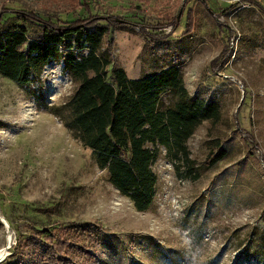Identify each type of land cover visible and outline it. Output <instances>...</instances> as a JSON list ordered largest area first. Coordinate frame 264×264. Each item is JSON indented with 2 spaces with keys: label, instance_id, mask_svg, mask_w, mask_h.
<instances>
[{
  "label": "rangeland",
  "instance_id": "1",
  "mask_svg": "<svg viewBox=\"0 0 264 264\" xmlns=\"http://www.w3.org/2000/svg\"><path fill=\"white\" fill-rule=\"evenodd\" d=\"M260 6L264 0H0V23L19 24L30 38L39 34L38 22L19 17L106 25L95 53L108 60V76L122 68L136 79L175 65L187 95L163 89L159 110L193 99L214 101L219 110L217 120H202L184 140L194 180L163 146L146 144L155 149L153 196L137 211L63 126L62 106L76 82L60 61H48L24 85L0 75V216L9 226L0 223L1 261L40 264L30 246L10 253L18 234L42 230L62 251L55 264L264 262ZM215 145L225 154L205 167Z\"/></svg>",
  "mask_w": 264,
  "mask_h": 264
},
{
  "label": "trees",
  "instance_id": "2",
  "mask_svg": "<svg viewBox=\"0 0 264 264\" xmlns=\"http://www.w3.org/2000/svg\"><path fill=\"white\" fill-rule=\"evenodd\" d=\"M227 7L216 10L215 15ZM8 12L15 16L14 12ZM19 18L38 22L40 32L36 38H30L21 25L0 23L3 26L0 27V75L24 85L39 75L45 63L60 61L63 70L76 82V88L62 106L66 117L60 118L55 110L52 113L62 120L73 139L90 149L97 166L106 169L110 184L137 211L145 210L153 196L154 175L149 164L155 157V149L146 144L163 146L175 163L180 160L185 177L197 178L184 140L202 120H217L219 110L214 101L201 99L175 102L162 110L157 108L163 89L177 92L181 99L187 95L175 65L136 79L127 78L122 68L111 70L108 76L105 71L108 60L95 53L107 33L106 25L76 23V19L59 25L36 14ZM214 147L215 151L204 160L205 167L212 166L225 154L220 145ZM17 237L10 254L19 246L21 249L30 246L43 257L40 264L62 261V251L55 249L51 232L28 233L27 230ZM0 264L28 262L1 261Z\"/></svg>",
  "mask_w": 264,
  "mask_h": 264
},
{
  "label": "water",
  "instance_id": "3",
  "mask_svg": "<svg viewBox=\"0 0 264 264\" xmlns=\"http://www.w3.org/2000/svg\"><path fill=\"white\" fill-rule=\"evenodd\" d=\"M0 223L4 226V228L6 229V231L9 230V226L8 223L5 221V219L3 217L0 216ZM9 246V242L7 240L6 245L4 246V248H8ZM6 255V252L3 254V256H0V261L3 259V257Z\"/></svg>",
  "mask_w": 264,
  "mask_h": 264
},
{
  "label": "bare ground",
  "instance_id": "4",
  "mask_svg": "<svg viewBox=\"0 0 264 264\" xmlns=\"http://www.w3.org/2000/svg\"><path fill=\"white\" fill-rule=\"evenodd\" d=\"M6 250V249H5Z\"/></svg>",
  "mask_w": 264,
  "mask_h": 264
}]
</instances>
